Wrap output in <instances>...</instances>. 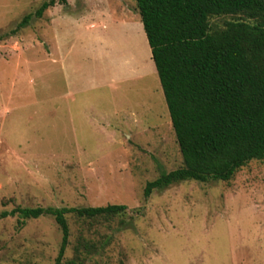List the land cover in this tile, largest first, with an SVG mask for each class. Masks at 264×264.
<instances>
[{"label": "rangeland", "instance_id": "374dc122", "mask_svg": "<svg viewBox=\"0 0 264 264\" xmlns=\"http://www.w3.org/2000/svg\"><path fill=\"white\" fill-rule=\"evenodd\" d=\"M47 1L0 0V213L127 208L67 215L62 263L83 239L103 247L84 264H264V161L143 196L182 159L135 0H55L17 29ZM60 241L51 217H6L0 264H54Z\"/></svg>", "mask_w": 264, "mask_h": 264}, {"label": "trees", "instance_id": "16d2710c", "mask_svg": "<svg viewBox=\"0 0 264 264\" xmlns=\"http://www.w3.org/2000/svg\"><path fill=\"white\" fill-rule=\"evenodd\" d=\"M64 4L65 0H58ZM169 113L182 166L160 172L143 196L174 184L229 182L252 161H264V0H135ZM55 0L25 16L42 18ZM230 17L223 24L215 19ZM123 205L14 208L0 220L51 217L61 233L54 264H84L97 247L80 239L72 259L66 216L84 222L126 214ZM120 226L126 222L119 221ZM108 241H105L107 243ZM104 245V244H103ZM84 255V257H82Z\"/></svg>", "mask_w": 264, "mask_h": 264}, {"label": "crops", "instance_id": "0c3cea01", "mask_svg": "<svg viewBox=\"0 0 264 264\" xmlns=\"http://www.w3.org/2000/svg\"><path fill=\"white\" fill-rule=\"evenodd\" d=\"M97 129H98V130H100V131H102V130H103V128H102V127H100V126H98V127H97Z\"/></svg>", "mask_w": 264, "mask_h": 264}]
</instances>
